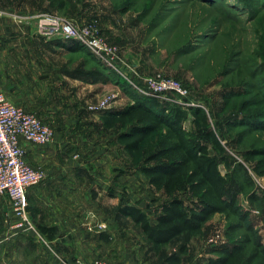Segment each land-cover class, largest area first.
Listing matches in <instances>:
<instances>
[{"label": "rangeland", "instance_id": "rangeland-1", "mask_svg": "<svg viewBox=\"0 0 264 264\" xmlns=\"http://www.w3.org/2000/svg\"><path fill=\"white\" fill-rule=\"evenodd\" d=\"M0 9L8 11L10 19L27 22L47 40L38 30L39 21L46 16L78 28L90 23L86 22L89 19L95 20L91 22L95 23L96 32L116 49V54L108 64L82 43L94 55L79 53L85 59L84 69L100 70V62L115 73L116 79L86 82L95 84V88L81 90L84 96L80 94V99L73 93L65 104L47 105L52 106L50 110L45 111L46 105H40V111L36 109L39 112L28 109L57 132L62 142L69 141L67 149H62L64 152L74 149L73 160L83 162L87 168L101 167L102 172L89 175L90 182L127 189L150 216L152 207L166 200L162 190L149 186L140 171L133 177L118 176L106 169L112 166L125 169V160L119 165L118 155L112 154L113 158L101 162L88 159L92 157L88 150L101 143L96 141L101 134L99 130L92 131L93 138L86 137L88 128L83 123L97 121L101 111L89 106L97 105L100 109L104 102L107 109L129 103L132 100L125 85L142 92L146 77L160 75L177 80L187 89L186 107L204 110L207 127L191 118L184 126L195 139H202V132L208 128L216 133L228 157V163H219V170L227 179L226 195L236 191L237 214L229 209L216 212L199 234H182L165 246L164 254L185 241L188 252L182 256L181 264H207L217 257L218 247H230L244 235H250L247 224L253 226L254 241L258 239L264 245L262 204L250 198L253 193L259 195L264 191V170L260 173L255 162H248L241 154L246 149L264 148V0H0ZM52 39L61 38L49 40ZM69 40L78 41H60ZM170 96L177 100L175 95ZM82 97L94 102L86 103ZM253 112L260 113L257 121L260 126L247 131L242 118ZM209 151L218 157L211 146ZM239 163L246 172L239 169ZM177 195L189 202L198 200L183 190H178ZM8 209L7 200L0 196V264H22L24 259L31 262L29 251L37 246L31 237H22L28 232L8 238L11 221ZM239 213H244L243 219ZM120 228L116 245L128 247L131 239H124V232L128 231L135 233L139 251L149 247L132 223ZM39 244L41 248L48 247L45 241ZM163 253H153L156 264Z\"/></svg>", "mask_w": 264, "mask_h": 264}, {"label": "crops", "instance_id": "crops-1", "mask_svg": "<svg viewBox=\"0 0 264 264\" xmlns=\"http://www.w3.org/2000/svg\"><path fill=\"white\" fill-rule=\"evenodd\" d=\"M7 12L0 9V90L11 102L29 111L28 108L40 111V105H46V111L55 104H65L73 93L80 99L84 96L81 90L90 91L89 86L95 88V84L84 83L71 75L85 59L80 52L71 51L69 42L49 43V39L40 37L27 22L10 19L11 14ZM83 100L86 102L87 97ZM51 104L49 108L47 105ZM61 142L57 132L47 145L22 141L27 163L45 173L42 182L27 189L28 214L34 229L22 237H31L37 247L29 251L32 261L24 259L22 264H75L78 261L88 264L105 258L108 264H156L150 247L138 250L134 232H124V239H131L126 243L128 247L121 248L114 243L121 234L120 227L131 223L115 214L120 198L123 196L137 206L140 204L127 189L90 182L89 175L102 172L101 167H84L83 162L72 159L74 149L64 152L69 141ZM88 152H91L92 157L88 158L91 160L96 158L101 162L115 154L119 165L122 163L121 150L106 143H98ZM121 168L106 167L118 176L136 177V172H122ZM39 241H45L48 247L41 248Z\"/></svg>", "mask_w": 264, "mask_h": 264}, {"label": "trees", "instance_id": "trees-1", "mask_svg": "<svg viewBox=\"0 0 264 264\" xmlns=\"http://www.w3.org/2000/svg\"><path fill=\"white\" fill-rule=\"evenodd\" d=\"M95 21L92 19L86 22ZM63 44L61 39H52ZM73 53H93L81 42L68 41ZM94 56V55H93ZM80 64L71 75L84 82L115 80V73L99 62L100 70L84 69ZM131 102L118 107L103 109L97 121L83 123L88 128L86 137L93 138L94 129L100 131L97 142L120 149L125 160L123 171H140L149 186L162 190L165 201L152 207L150 216L141 206L121 197L115 207V214L131 222L149 244L152 253H163L166 245L184 233L199 234L204 224L220 210L229 209L237 214L235 208L236 191L226 195L227 179L219 170V163H228V157L216 133L211 129L202 132V139H195L184 126L191 118L202 127L208 126L207 115L197 106L186 107L177 101L167 102L155 96L146 95L125 85ZM188 96L183 101L188 102ZM187 108V109H186ZM260 113H248L243 119L245 129L259 127ZM218 152L211 155L209 147ZM245 160L254 161L260 173L264 170V148L246 149L241 152ZM248 161V162H249ZM239 169H245L240 163ZM245 171V170H244ZM246 172V171H245ZM178 190L196 197L197 201H187L177 195ZM252 200L262 204L264 214V191L250 195ZM241 219L244 213H239ZM251 224L246 228L251 232L244 235L230 247L220 246L218 255L207 264H264V245L255 240ZM233 228V227H232ZM188 252L185 241L170 252L163 253L159 264H181L182 256Z\"/></svg>", "mask_w": 264, "mask_h": 264}, {"label": "built area", "instance_id": "built-area-1", "mask_svg": "<svg viewBox=\"0 0 264 264\" xmlns=\"http://www.w3.org/2000/svg\"><path fill=\"white\" fill-rule=\"evenodd\" d=\"M38 30L41 35L49 39L52 37L76 39L108 64L116 54V49L98 35L94 22L78 28L70 22H62L56 17L46 16L39 21ZM141 91L164 101H175L170 96L175 95L178 103L188 105L187 101H183L188 95L187 89L170 77L160 75L146 77ZM103 105L104 102L100 109L97 105H91L89 108L106 109V105ZM53 136V129L49 125L42 122L35 113L11 102L0 90V196L6 197L9 202L11 221L8 225L10 231L8 238L34 229L28 214L27 189L39 184L45 178L43 170L32 167L25 160L22 141L34 145H47L53 141ZM75 264L86 263L78 261ZM88 264L107 263L96 259Z\"/></svg>", "mask_w": 264, "mask_h": 264}]
</instances>
